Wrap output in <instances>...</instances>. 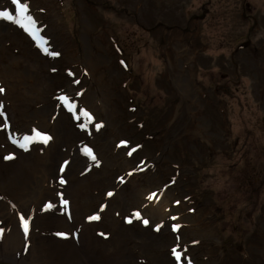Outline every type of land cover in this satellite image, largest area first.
<instances>
[{
    "label": "rangeland",
    "instance_id": "374dc122",
    "mask_svg": "<svg viewBox=\"0 0 264 264\" xmlns=\"http://www.w3.org/2000/svg\"><path fill=\"white\" fill-rule=\"evenodd\" d=\"M20 1L27 13L0 0L14 16L0 17L12 27L0 28V75L12 58L19 66L0 78V196L32 171L34 130L49 140L42 120L59 118L60 177L44 206L62 219L49 234L75 251L69 264H264V0ZM178 32L200 94L189 108L169 75ZM89 108L102 122L87 124ZM68 144L87 164L80 192L65 195ZM100 147L109 162L96 177ZM159 198L164 213L150 215ZM105 209L113 230L99 223Z\"/></svg>",
    "mask_w": 264,
    "mask_h": 264
},
{
    "label": "bare ground",
    "instance_id": "6f19581e",
    "mask_svg": "<svg viewBox=\"0 0 264 264\" xmlns=\"http://www.w3.org/2000/svg\"><path fill=\"white\" fill-rule=\"evenodd\" d=\"M20 2L22 3V1ZM3 7L4 6L0 5V9H2ZM1 27H7L9 29L12 28L10 25H7L6 23L0 21V28ZM9 29H5V33H9ZM177 34L179 38H176L175 41L173 39L169 41L170 45L173 48L171 49V52L168 53L170 68L169 75L173 79L174 85L177 86V92L180 96V101L187 98L188 101L186 99V108H189L192 105L193 101L196 102L197 96H200L199 88L195 85V83L190 81L189 77L186 78V76H184L186 71H191L190 65L192 60V44H184L182 41L183 36L181 35V33L178 32ZM173 42H175V45L173 44ZM178 46L182 47L180 51L178 50ZM14 60L15 59L12 58L11 64L5 66V69L3 70V72H1V75H3L4 77L2 78V76L0 75V78L3 81L5 77H9V75L14 74L15 69L19 68L17 62H14ZM0 63H2L1 60ZM15 75H17V72H15ZM188 81L191 83H189ZM100 86L101 83L98 82V87ZM84 100L85 95H83L79 101L84 102ZM89 109L91 110L95 119L91 123H88L86 119L84 120L88 125L92 126L94 122L101 120H99L95 116L94 108ZM61 118H64V116H62ZM61 121L63 120L59 118L52 120V122L50 123L42 120V124L45 129L49 130L50 132L52 131L53 133L55 132L57 136H55L51 132V137H49L47 144H45L46 146L42 145L44 141L41 137H38L36 139L37 144L33 145V147L36 148L35 156L32 162L29 161L30 165H33L32 171L26 176L24 184L21 185L22 187L19 188V191L13 194L11 198L0 196V218L4 219L5 221V231L0 239V264H2V262L13 264L74 263L75 251L70 247L68 249L67 247H65L64 251L57 246L59 245L60 241L50 236L49 234V225L56 223V225L58 226L59 221L62 219L51 218V214H53L52 210L49 211L44 206V202H47L50 197L52 198V196H54L57 187L55 179L56 177H60L59 175H57V166L55 168L54 157L57 148L61 146V143H64V140L63 142L61 141V139L64 138L63 135H61V133H59L58 135V126H60ZM105 127L106 124L103 128ZM91 131L93 130L91 129ZM67 136H69V132H67ZM64 139L66 140V138ZM96 140L97 137L95 133L90 135V139H87V141L91 143H95ZM69 141L70 136L68 138V142ZM66 149L67 151L64 152L63 156L68 159V162L65 165L66 167L62 175L67 178V183L64 187L61 188V191L65 195L71 192L73 194H77V192H80L82 185L79 183L73 185L74 180H76L75 174L80 172L85 167L87 162L86 159L78 153V147H76V145L68 144V146H66ZM96 151L98 159L101 162V168L96 177H102L105 174L104 167L109 162V159L104 154V147L97 148ZM110 153L113 154L115 152L111 151ZM60 160V157H58L57 165ZM22 167V165L19 166L20 171H22ZM9 171L13 173V170L10 169ZM93 171L94 169L91 168V172ZM18 174L20 173L18 172ZM153 207L156 210L149 208L150 215H152L154 211H159V213H161L162 210V216L166 207L164 199L159 198ZM21 210H23L24 214L28 216V219L30 218V229L26 238H23L22 234L20 233L16 218V213L22 212ZM100 214L104 219L101 218L99 223L109 222V226L111 227L110 229L112 230L118 226V219H115L111 215L110 209L102 210ZM118 244L124 245L125 242L119 241ZM64 245L67 246L66 244ZM23 248H25V252H23Z\"/></svg>",
    "mask_w": 264,
    "mask_h": 264
},
{
    "label": "snow or ice",
    "instance_id": "6c2138e0",
    "mask_svg": "<svg viewBox=\"0 0 264 264\" xmlns=\"http://www.w3.org/2000/svg\"><path fill=\"white\" fill-rule=\"evenodd\" d=\"M12 3L14 5H16L18 14L27 13L28 8H27V5L26 4L21 3L20 0H12ZM0 17H3V18L8 19V20H14V16L9 11H7V10L0 11ZM27 19H28V21L30 23L34 24V21H32L31 16H28ZM16 22L17 23H20L19 20H17ZM25 30L26 31L28 30V27L27 26H25ZM53 55H56V53H53ZM0 91H3V90L0 89ZM62 99H67V98L64 97ZM0 115H2V113H0ZM81 127H83V125H81ZM34 134L37 137H41L44 142H47L48 137L46 135H44V134H42L40 132H36L35 130H34ZM25 139H28V137H25ZM89 154H91V153L89 152ZM8 158H10V157H5V159H8ZM65 163H67V162H65ZM109 195H111V193H109ZM65 203H67V201H65ZM46 207H51V205H47ZM96 218H98V217H89V219H96ZM20 219H21L22 224H23V226L25 228V231H27V228H28V222H27V220L23 216H21ZM145 223H147V221H145ZM58 235H63V234L58 233ZM173 253L177 257V259L179 260L180 259L179 252H177L176 249H173Z\"/></svg>",
    "mask_w": 264,
    "mask_h": 264
}]
</instances>
